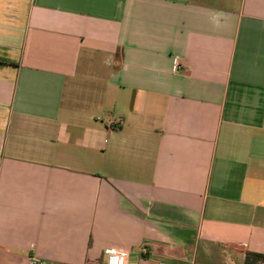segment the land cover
Returning a JSON list of instances; mask_svg holds the SVG:
<instances>
[{"label":"crops","instance_id":"0c3cea01","mask_svg":"<svg viewBox=\"0 0 264 264\" xmlns=\"http://www.w3.org/2000/svg\"><path fill=\"white\" fill-rule=\"evenodd\" d=\"M107 249L264 253V0H0V264Z\"/></svg>","mask_w":264,"mask_h":264},{"label":"built area","instance_id":"2783aa9c","mask_svg":"<svg viewBox=\"0 0 264 264\" xmlns=\"http://www.w3.org/2000/svg\"><path fill=\"white\" fill-rule=\"evenodd\" d=\"M180 67V62L176 61L174 69H179ZM114 122L117 124L121 123V119H117ZM142 248L145 250V247ZM105 255L106 259L102 264H127L129 258V252L116 249H107ZM28 264H42V261L38 257L31 255L28 258Z\"/></svg>","mask_w":264,"mask_h":264},{"label":"trees","instance_id":"16d2710c","mask_svg":"<svg viewBox=\"0 0 264 264\" xmlns=\"http://www.w3.org/2000/svg\"><path fill=\"white\" fill-rule=\"evenodd\" d=\"M243 264H264V253L256 251H247Z\"/></svg>","mask_w":264,"mask_h":264},{"label":"rangeland","instance_id":"374dc122","mask_svg":"<svg viewBox=\"0 0 264 264\" xmlns=\"http://www.w3.org/2000/svg\"><path fill=\"white\" fill-rule=\"evenodd\" d=\"M108 115H109V112L106 110L104 115H101V116H103L106 119L108 117ZM199 258H200V254H199ZM199 262H201V259L198 260V264H199Z\"/></svg>","mask_w":264,"mask_h":264}]
</instances>
